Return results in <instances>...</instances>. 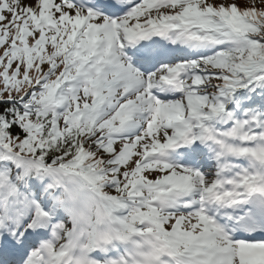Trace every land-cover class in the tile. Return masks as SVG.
I'll list each match as a JSON object with an SVG mask.
<instances>
[{
    "label": "snow or ice",
    "instance_id": "obj_1",
    "mask_svg": "<svg viewBox=\"0 0 264 264\" xmlns=\"http://www.w3.org/2000/svg\"><path fill=\"white\" fill-rule=\"evenodd\" d=\"M0 264H264V0H0Z\"/></svg>",
    "mask_w": 264,
    "mask_h": 264
}]
</instances>
